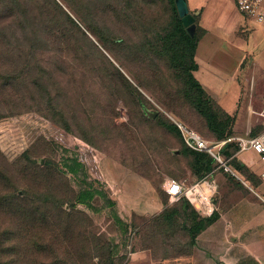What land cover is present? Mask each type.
Returning a JSON list of instances; mask_svg holds the SVG:
<instances>
[{"label": "rangeland", "instance_id": "obj_1", "mask_svg": "<svg viewBox=\"0 0 264 264\" xmlns=\"http://www.w3.org/2000/svg\"><path fill=\"white\" fill-rule=\"evenodd\" d=\"M186 1L199 36L206 7L222 8L214 32L232 70L217 71L219 89L190 83L169 0H0V264H124L146 247L160 256L164 229L156 217L145 230V207L170 205L171 180L209 179L177 124L213 144L197 105L230 136L245 128L250 94L255 109L264 99V28L234 19L228 0ZM41 6L65 36L29 33ZM235 150L224 157L248 176Z\"/></svg>", "mask_w": 264, "mask_h": 264}, {"label": "crops", "instance_id": "obj_2", "mask_svg": "<svg viewBox=\"0 0 264 264\" xmlns=\"http://www.w3.org/2000/svg\"><path fill=\"white\" fill-rule=\"evenodd\" d=\"M228 5L234 19L243 24L256 25L237 12L233 0H228ZM221 11L220 6L210 3L201 16L199 26L204 33L196 46L194 60L197 69L193 71V75L202 87L219 89L223 82L217 71L228 75L232 70L231 58L225 54L224 49L221 50L224 39L214 32L215 25L222 22ZM257 26L264 28V25ZM251 35L252 33L248 42ZM245 45L247 47L249 44ZM207 63L214 68L209 70L204 67ZM249 117L248 114L242 134L252 120ZM252 127V135L260 133L264 128L259 122L252 123ZM240 154L244 160L241 166L249 170L248 176L242 175L228 163L231 172H225L222 167L216 166L206 176L212 178L216 185V193L212 199L216 217L210 224L196 230L195 218L199 222L202 217L195 208L186 207L181 202L169 203L167 206L155 204V211L152 209L153 204H149L145 207L144 214L142 213L145 215L144 228L149 230L152 218L160 220L164 229L161 236L162 252L160 256H156L151 248H140L131 252L124 264H264V166L254 153ZM182 227L187 228L188 241L185 243L175 238ZM121 233L125 231L122 230ZM115 244L119 255L123 252L124 240L118 238Z\"/></svg>", "mask_w": 264, "mask_h": 264}, {"label": "built area", "instance_id": "obj_3", "mask_svg": "<svg viewBox=\"0 0 264 264\" xmlns=\"http://www.w3.org/2000/svg\"><path fill=\"white\" fill-rule=\"evenodd\" d=\"M237 12L245 19L256 25H264V0H233ZM254 68V67H253ZM249 115L259 120V124L264 127V99L259 109L253 108V98L249 96ZM252 120L248 122V128L242 135H232L225 139L216 140L213 144L208 143L202 136L183 125L177 124L185 145L194 151L207 153L225 172H231L227 160L223 156V149L229 143H235L238 147L237 153L252 152L258 156L264 166V128L260 133L252 135ZM264 177V170L262 173ZM209 177V176H208ZM211 184L207 185L206 183ZM165 193L170 203L187 201L201 215L211 216L215 212L212 202L216 193V185L212 178L208 180H197L194 183L171 180L165 187Z\"/></svg>", "mask_w": 264, "mask_h": 264}, {"label": "trees", "instance_id": "obj_4", "mask_svg": "<svg viewBox=\"0 0 264 264\" xmlns=\"http://www.w3.org/2000/svg\"><path fill=\"white\" fill-rule=\"evenodd\" d=\"M169 3L171 4L172 9H173V12H174L175 17H176V29L178 31V34H179L181 40L186 45H188L189 48H190V51L189 52H190V59H191V67L188 70V76H189L190 83L195 87L196 90L202 92L203 91L202 86L195 79V77L193 75V71H195L197 69V64H196V62L194 60V55H195L197 43H198L201 35L199 36L197 34L196 28H195L194 34H193V36H191L187 32L185 26L183 25V23L181 21V17L178 14L175 0H169ZM47 11L48 10L46 9L45 6H41L40 14H42V15L45 14V16L39 21V29H33L32 28L33 30H31V29H30L31 31L29 30V33L32 34V35H34L35 36L34 38L37 41L42 42V43H47V40H45L43 38V36L40 35L41 32H43V35H46L48 37H51V35H53V33L54 34L59 33V34H62V36H65V34H64L65 29L61 26V24H59L58 22H56L53 19V17L48 16L49 13ZM33 18H35V17H33ZM22 19L24 21L27 20L25 14H24V17H22ZM194 23H195V19H194ZM32 26H34V25H32ZM196 109L206 119L208 129L210 131H212L213 133H215L216 135H219V137H218L219 139H217V140L225 139L227 137L232 136V135H230V136H224L222 130H220V128L218 126L219 123H217L216 120L212 119V115H210L205 109L201 108L199 105H197V108ZM177 128L178 127H176V130L178 131L179 129H177ZM232 146H235L236 147V150L235 151L237 152V150H238L237 145L235 143H229L223 149V156H224V153H226L228 151V149L230 147H232ZM189 152H192V154H194L195 164L198 165L201 170H205L207 172V174H209L216 166H218L217 163H216L215 166L211 165V162L213 160L212 158L211 159H208L207 162H205L204 161V155H203L204 152H198V151H194V150H191V149L189 150ZM199 175L200 174H198V175L195 174V176L198 179H199ZM179 202L185 204L186 207H188V206L191 205V204H189L185 200H181ZM199 215H200V217H202V219H200L199 222H197L196 221V218H195L194 228L196 227V230H200V229L204 228L206 225L210 224V222L213 221L215 219V217H216V214L215 213L212 214L210 217L209 216H203L200 213H199ZM190 231H191V229H190ZM191 236H192V234H190V237Z\"/></svg>", "mask_w": 264, "mask_h": 264}, {"label": "water", "instance_id": "obj_5", "mask_svg": "<svg viewBox=\"0 0 264 264\" xmlns=\"http://www.w3.org/2000/svg\"><path fill=\"white\" fill-rule=\"evenodd\" d=\"M177 11L187 32L193 36L196 25L194 17L190 14L186 0H175Z\"/></svg>", "mask_w": 264, "mask_h": 264}]
</instances>
